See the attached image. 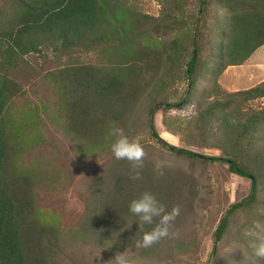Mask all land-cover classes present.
I'll use <instances>...</instances> for the list:
<instances>
[{
  "label": "rangeland",
  "instance_id": "1",
  "mask_svg": "<svg viewBox=\"0 0 264 264\" xmlns=\"http://www.w3.org/2000/svg\"><path fill=\"white\" fill-rule=\"evenodd\" d=\"M33 1L0 0V80L13 93L6 110L17 143L13 157L43 164L44 186L37 185L34 195L44 207V224L62 233L91 220L85 219V210L103 202L97 199L106 190H101L102 175L114 187L131 182L158 194L168 210L175 205L181 209L170 230L175 235L158 242L153 253L128 243L143 235L138 218L128 210L120 233L114 228L101 235L87 231L82 239L59 243L54 262L115 264L116 254L124 252L129 264H264L254 256V245L264 239V123L256 118L264 116V96L248 99L237 93L264 80V43L243 63L230 64L264 40V27L252 38L243 20L253 13L246 12L252 2L207 0L199 13L202 0H98L96 24L81 30V42L70 45L62 38V22L53 29L15 27L22 9L36 5ZM15 28L19 46H13L10 36ZM194 39L199 69L186 91L185 68ZM21 46L27 50L20 51ZM63 98L66 108L74 100L96 119L123 128L130 139L140 138L147 153L140 179H130L129 162L113 156L110 145L116 137L111 130L104 142L76 131L68 110H57ZM182 99L181 108L164 107ZM155 105L160 108L154 124L167 142L206 155L232 156L257 175L255 201L227 215L213 256L216 226L228 208L247 197L249 180L230 172L225 163L168 152L147 125V112ZM156 161L165 163L163 175L154 171ZM95 221L96 232L106 230L107 220ZM121 238L126 242L117 246ZM96 239L117 247L97 246Z\"/></svg>",
  "mask_w": 264,
  "mask_h": 264
},
{
  "label": "trees",
  "instance_id": "2",
  "mask_svg": "<svg viewBox=\"0 0 264 264\" xmlns=\"http://www.w3.org/2000/svg\"><path fill=\"white\" fill-rule=\"evenodd\" d=\"M206 2L207 0L200 2L199 13H202L204 10ZM250 2L252 4L247 5L246 12L252 11L253 13L245 14L243 20L249 25L247 30L248 35L256 38L261 33L260 29L262 30L264 27V0H250ZM33 3L36 5L29 7L27 10L22 9L23 11L18 17V23L15 27L20 26V31L33 30L36 25L39 27L47 26L53 29L56 28L58 22H62V25H59V29H62V38L65 44L70 45H76L81 42L83 37L81 30L94 27L96 24L95 19L97 14H99L98 0H50L49 2L35 0ZM16 28L14 33L10 34L13 46H19L20 42V40H17L19 36H17ZM69 30L72 32L70 36L66 34V31ZM193 43L192 55L186 62L185 68L186 80L188 82L186 91L193 85V78L199 69V48L195 39ZM263 43L264 40L254 43L249 50L245 51V55L230 64L243 63L252 51ZM26 50L27 48L25 49L24 46H21L20 51ZM110 84L108 83L107 85ZM237 93L247 94L248 99L260 98L264 96V80L253 87ZM12 94L10 93L9 85L4 80H0V264H56L54 262V255H57L61 249L59 243L66 244L65 241L70 243L76 241L78 238L82 239L86 237L85 233L87 231H92L94 235H101L105 232L111 233L114 228L115 230L118 229L120 233V230H123L125 227L130 201L144 191H148V189L141 190L131 185V182L125 186L118 183L117 187H114L112 185L113 182L109 184L104 180L107 177L103 175L101 176L103 178L101 190L103 191L104 187L106 190L97 198L98 200H103V202L100 204V207H90L89 210H85L87 217L84 218L91 217V220L79 222L78 226L68 228L62 233L57 228L44 224L46 222L44 220L46 214L44 207L36 201L34 195L37 185L38 187L44 186V177L42 176L43 164L38 161L35 164L33 162L26 164L18 162L13 157L15 156L14 149L17 143L11 138L10 126H7L8 121L11 120H6L8 101ZM61 100L57 110L59 112L65 109L68 110L70 117L75 121L74 127H76V131L83 130L85 134H91L92 137L99 141H108V131L113 129L111 122L105 121L102 118L96 119L94 116H91L92 113L90 114L84 105L75 103L74 100L66 108L65 102L67 99L63 98ZM185 103L186 99H182L174 103H164V107L181 108ZM159 108V105L149 108L147 112V125L151 136L163 148L175 156L191 160L225 163L230 172L249 180L250 185L247 197L243 202L233 204L228 208L225 216L220 219L216 226L210 252V256H213L216 253L217 244L227 227V215L238 207L249 205L255 201L258 191L257 175L252 170L242 166L232 156L206 155L167 142L157 132L154 124V116ZM256 118L260 123H264V116L257 115ZM91 127H93L92 130L88 129ZM150 192L152 191L150 190ZM155 195L159 201L167 206L165 202L159 199L158 194ZM97 218H103L108 221L106 230L102 229L96 232L97 230L94 228L97 226L95 221ZM83 241H87V239ZM124 242L126 241L121 238L116 242V245L124 246ZM128 243L134 249L138 248L136 241ZM94 244L109 248V250H112L116 246L114 242L104 239H96ZM156 246L157 244H154L150 248L141 249H146L147 253H153L154 251L151 249ZM32 251L33 255L31 256Z\"/></svg>",
  "mask_w": 264,
  "mask_h": 264
},
{
  "label": "clouds",
  "instance_id": "3",
  "mask_svg": "<svg viewBox=\"0 0 264 264\" xmlns=\"http://www.w3.org/2000/svg\"><path fill=\"white\" fill-rule=\"evenodd\" d=\"M110 135L116 137L110 145V150L115 159L129 162L133 170V174L129 178L140 179V170L143 168L147 156L140 138L130 139L125 134L124 129L118 127L111 129ZM165 166L164 162L156 161L154 171L158 176L163 175ZM129 211L138 218L139 230L143 232L142 238L136 241V246L138 248H150L161 240L175 235L170 230L181 209L179 205H175L168 210L155 194L146 190L130 201ZM145 225H153V227L151 230L145 231ZM254 256L264 260V239H260L259 243L254 245ZM114 260L115 264H129L124 252L117 253ZM252 264H255V260H252Z\"/></svg>",
  "mask_w": 264,
  "mask_h": 264
},
{
  "label": "crops",
  "instance_id": "4",
  "mask_svg": "<svg viewBox=\"0 0 264 264\" xmlns=\"http://www.w3.org/2000/svg\"><path fill=\"white\" fill-rule=\"evenodd\" d=\"M260 48H261V46H260V47H258L256 51H258V49H260ZM256 51H255V52H256Z\"/></svg>",
  "mask_w": 264,
  "mask_h": 264
}]
</instances>
